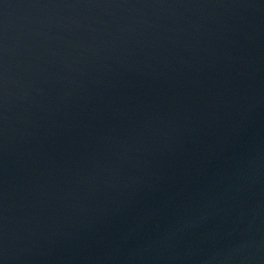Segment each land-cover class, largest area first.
<instances>
[{"label":"water","instance_id":"1","mask_svg":"<svg viewBox=\"0 0 264 264\" xmlns=\"http://www.w3.org/2000/svg\"><path fill=\"white\" fill-rule=\"evenodd\" d=\"M0 264H264V0H0Z\"/></svg>","mask_w":264,"mask_h":264}]
</instances>
